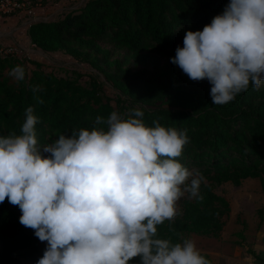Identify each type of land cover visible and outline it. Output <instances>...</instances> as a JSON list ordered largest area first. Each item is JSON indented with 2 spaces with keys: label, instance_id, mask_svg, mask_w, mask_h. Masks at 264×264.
<instances>
[{
  "label": "trees",
  "instance_id": "1",
  "mask_svg": "<svg viewBox=\"0 0 264 264\" xmlns=\"http://www.w3.org/2000/svg\"><path fill=\"white\" fill-rule=\"evenodd\" d=\"M17 1L32 9L31 1L37 0ZM41 1L44 5L53 0ZM229 2L88 0L59 20L32 23L27 32L32 45L88 63L104 74L118 97L114 101L107 96L96 78L82 83L79 78L48 73L37 61L1 51L0 136L19 134L30 106L41 120L36 125L40 146L74 129L91 128L97 116L107 118L113 111L124 114L136 108L144 111L150 127L159 120L165 127L187 129L190 142L177 159L204 177L203 200L182 197L178 215L158 225V234L174 243L190 233L221 235L232 207L216 193L218 186L258 179L264 195V87H250L227 105H213L210 83L192 81L171 58L177 47H183L187 31H202ZM27 62L34 68L29 69ZM16 65L25 67L26 78L12 84L4 71ZM36 85L42 90L34 94L31 89ZM35 96L44 103H37ZM20 216L19 206L7 199L0 204V264H37L43 256L47 244L21 225ZM130 264H139V258Z\"/></svg>",
  "mask_w": 264,
  "mask_h": 264
},
{
  "label": "clouds",
  "instance_id": "2",
  "mask_svg": "<svg viewBox=\"0 0 264 264\" xmlns=\"http://www.w3.org/2000/svg\"><path fill=\"white\" fill-rule=\"evenodd\" d=\"M171 63L192 81L207 80L213 105L260 89L264 0H230L202 31L185 33ZM9 74L26 78L22 65ZM144 115L113 111L40 146L41 120L30 106L20 133L0 136V204L19 206L21 225L47 242L37 264H210L194 240L159 237L157 226L174 220L182 197L203 200L204 177L177 159L190 142L187 129L159 120L150 127Z\"/></svg>",
  "mask_w": 264,
  "mask_h": 264
},
{
  "label": "rangeland",
  "instance_id": "3",
  "mask_svg": "<svg viewBox=\"0 0 264 264\" xmlns=\"http://www.w3.org/2000/svg\"><path fill=\"white\" fill-rule=\"evenodd\" d=\"M87 1L88 0H53L44 5L41 0L35 2L31 1L34 5V7L30 9L31 11L24 9L15 14L17 16L22 15V19L19 20L17 24H15L16 21H14V19L6 22L9 24V28H17V30L9 34L0 31V52H14L21 57V59L41 63L43 69L48 73L53 72L61 77L79 78L82 83H88L91 78H96L103 85L105 94L115 101L118 97V92L113 88L112 84L106 80L104 74L93 69L88 63L77 60L64 52H43L26 39L25 29L22 27L39 21L59 20L67 13L82 8ZM0 15L9 17L1 13ZM11 24L13 25L11 26ZM122 54L118 55L121 56ZM26 66L29 69L34 68L28 62ZM10 70L11 69H6L4 71V76L8 77L12 84H16L17 81L9 74ZM216 193L225 197L231 203L232 207L231 215L225 219V226L221 235L205 236L190 233L186 234L183 238L194 240L201 253L205 256H207L204 253L205 251L221 249H225L226 252L234 254L236 245L242 244V242L233 237L246 230L252 233L254 229L258 228V220L261 219L264 221V195L261 183L258 179L246 180L240 186L223 184L216 188ZM44 244H47V242H44Z\"/></svg>",
  "mask_w": 264,
  "mask_h": 264
},
{
  "label": "crops",
  "instance_id": "4",
  "mask_svg": "<svg viewBox=\"0 0 264 264\" xmlns=\"http://www.w3.org/2000/svg\"><path fill=\"white\" fill-rule=\"evenodd\" d=\"M14 19L15 24L22 19V15H14L9 17H3L0 15V31H4L5 34H9L17 28H9L6 22ZM14 24V23H13ZM11 24V26L13 25ZM30 24L22 26L25 29L26 39L28 41L27 32ZM256 224V223H255ZM258 228L254 229L252 233L248 230L242 231L234 239H239L242 244H237L234 254L226 252L225 249L205 251L206 259L210 261V264H264V221L258 220ZM250 230V229H249ZM246 238V239H245Z\"/></svg>",
  "mask_w": 264,
  "mask_h": 264
},
{
  "label": "built area",
  "instance_id": "5",
  "mask_svg": "<svg viewBox=\"0 0 264 264\" xmlns=\"http://www.w3.org/2000/svg\"><path fill=\"white\" fill-rule=\"evenodd\" d=\"M24 9H27L26 3H22L17 0H0V13L3 15L14 14Z\"/></svg>",
  "mask_w": 264,
  "mask_h": 264
}]
</instances>
